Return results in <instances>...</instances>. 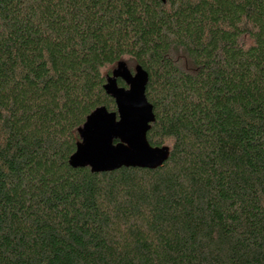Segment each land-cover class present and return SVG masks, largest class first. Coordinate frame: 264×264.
Masks as SVG:
<instances>
[{"label": "trees", "instance_id": "obj_1", "mask_svg": "<svg viewBox=\"0 0 264 264\" xmlns=\"http://www.w3.org/2000/svg\"><path fill=\"white\" fill-rule=\"evenodd\" d=\"M119 62L168 159L73 169ZM0 264H264V0H0Z\"/></svg>", "mask_w": 264, "mask_h": 264}, {"label": "water", "instance_id": "obj_2", "mask_svg": "<svg viewBox=\"0 0 264 264\" xmlns=\"http://www.w3.org/2000/svg\"><path fill=\"white\" fill-rule=\"evenodd\" d=\"M118 80L125 87L118 86ZM148 74L139 65L133 72L119 62L105 79L103 90L115 104L114 112L97 107L77 129L79 141L68 159L73 169L91 173L112 172L122 167L154 170L168 159L167 147H152L147 132L155 121L145 96Z\"/></svg>", "mask_w": 264, "mask_h": 264}, {"label": "rangeland", "instance_id": "obj_3", "mask_svg": "<svg viewBox=\"0 0 264 264\" xmlns=\"http://www.w3.org/2000/svg\"><path fill=\"white\" fill-rule=\"evenodd\" d=\"M133 72V71H132Z\"/></svg>", "mask_w": 264, "mask_h": 264}]
</instances>
